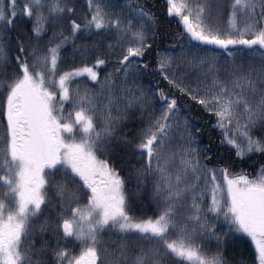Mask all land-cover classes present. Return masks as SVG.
Here are the masks:
<instances>
[{
  "label": "snow or ice",
  "instance_id": "snow-or-ice-1",
  "mask_svg": "<svg viewBox=\"0 0 264 264\" xmlns=\"http://www.w3.org/2000/svg\"><path fill=\"white\" fill-rule=\"evenodd\" d=\"M0 264H264V0H0Z\"/></svg>",
  "mask_w": 264,
  "mask_h": 264
},
{
  "label": "trees",
  "instance_id": "trees-1",
  "mask_svg": "<svg viewBox=\"0 0 264 264\" xmlns=\"http://www.w3.org/2000/svg\"><path fill=\"white\" fill-rule=\"evenodd\" d=\"M149 4L152 2V0H148ZM157 3L160 2V0H156ZM212 136L215 139V142L218 143L219 141V136L217 133L213 132ZM207 139H208V133H205L204 136V141L205 143H207ZM253 159H259L258 156H254ZM242 167H247V165H242ZM258 167V165H257ZM249 171H252L251 168L248 169ZM227 255H229L230 257H233L234 259H240L241 257L247 258L249 261H251L252 256L249 253V248L247 245H232L230 244L228 249H227Z\"/></svg>",
  "mask_w": 264,
  "mask_h": 264
}]
</instances>
